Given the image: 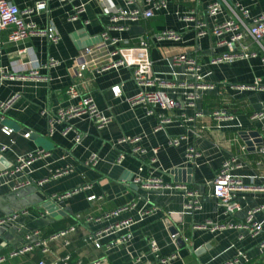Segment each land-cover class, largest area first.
Wrapping results in <instances>:
<instances>
[{
    "label": "crops",
    "instance_id": "obj_1",
    "mask_svg": "<svg viewBox=\"0 0 264 264\" xmlns=\"http://www.w3.org/2000/svg\"><path fill=\"white\" fill-rule=\"evenodd\" d=\"M6 1L25 10L40 0ZM210 1L168 0L166 11L157 12L149 19L139 17L135 22H127L123 24L126 27L123 31L116 30L110 23L115 9H127L123 0L52 1L30 20L41 28L54 27L60 38L57 43L39 35L13 43L8 41V30L0 33V103L17 97L6 112H0V154L13 163L17 157L30 152H45L30 166L31 185L13 192L11 186L15 178L0 179V217L20 214L13 222L0 224V257L3 258L0 264H38L40 261L47 264H161L160 259L171 255L175 258L166 264H224L240 252L246 256L243 264H264V249L259 248L264 240V211L255 216L263 231L254 238L244 230L212 231L203 227L209 221L239 223L247 211L264 206V191L257 190L264 185V154L258 152V147L264 144V115L253 118L264 111V63L261 56H257L231 64H210L222 50H212L215 37L198 36L196 28L203 20L209 25L214 23L205 14ZM242 4L248 6L252 16L264 14V0L255 5L242 0ZM135 5L140 10L147 8L145 0H135ZM80 6L83 10L77 13ZM128 9H132V5ZM74 13L76 20L71 19ZM178 15L192 16L193 21H181ZM162 31H173L180 40L164 39L145 50L138 49L141 39ZM102 33L121 41L113 60L123 58L149 63L147 73L158 86L182 79L180 68L172 63L173 56L185 53L196 58L201 65L203 81L215 87L197 104L203 116L186 122L175 111L173 121L157 130L155 116H148L142 106L131 107L125 101L137 92L131 69L121 67L95 74L109 62L107 54L113 49L110 41L100 38ZM122 41L127 43L122 44ZM86 47H92L93 53L86 55L83 51ZM250 47L256 50V46ZM23 49L27 51L20 54ZM51 59L57 64L50 65ZM90 61L92 65L78 79V66ZM36 65L37 74L31 75L29 67ZM255 81L257 86H254ZM116 84L122 86L121 97H114L110 91ZM73 85L111 119L103 128L96 129L84 116L67 123L49 122L57 110L71 105L66 91ZM216 109L226 110L233 120L212 122L209 114ZM67 124L72 130L64 133ZM2 127L11 129L12 133L3 134ZM25 133L30 134L28 138L23 137ZM75 133L82 137L74 147ZM127 136L139 137L138 144L147 153L133 154L131 144L120 143ZM182 137L178 145L169 143L170 139ZM3 146L5 149L1 150ZM189 147L199 154L191 162L185 156ZM152 149H156V161L149 167ZM92 154L98 159L94 167L84 164ZM230 157L238 158L242 164L234 174L244 188L235 193L241 210L226 216L211 196L209 184L222 162ZM141 164L145 165L144 175L152 172L158 177L164 172V182L171 186L185 185L193 191L194 207H187L192 198L185 190L139 188L130 184L129 179L137 174ZM64 166L71 167L72 172L56 179L49 177L52 170ZM86 186L87 189L70 195L61 203L51 200L53 195ZM91 195L101 199L89 201L87 198ZM131 203H136L132 212L107 221L86 222L88 216L100 217ZM144 205L149 213L132 227V237L126 243L106 248L111 236L101 240L102 248L96 249L92 243L83 241L88 233L115 221L135 219L136 210ZM76 215L81 217L78 219ZM72 226L73 232L48 242L45 254L40 247H35L23 256H10L11 250L28 243L25 236L29 233L39 231L45 239ZM172 227L187 240L186 243L171 239ZM149 240L155 241L156 253L150 251ZM31 241L35 242V238ZM205 245L210 246L195 256L193 252Z\"/></svg>",
    "mask_w": 264,
    "mask_h": 264
},
{
    "label": "built area",
    "instance_id": "obj_2",
    "mask_svg": "<svg viewBox=\"0 0 264 264\" xmlns=\"http://www.w3.org/2000/svg\"><path fill=\"white\" fill-rule=\"evenodd\" d=\"M52 1H57L59 3H66L72 0H40L37 1L33 6L25 10H20L14 3L6 0H0V33L8 30V41L13 43H18L29 36L39 35L47 39V41L55 44L59 41V35L55 28L52 26H46L45 28L38 27L35 22L30 20L33 15L39 14L47 8L48 3ZM259 0H249L251 5H255ZM127 9L118 8L115 9L113 15L110 17V23L116 26V30L123 31L126 29L123 24L127 22H135L139 17L149 19L154 16L155 13L166 11L168 7V0H145L147 6L146 9L140 10L139 7L135 5V0H123ZM132 5V9H128ZM83 6L77 8V13L82 12ZM205 14L209 19L214 21L213 24L209 25L208 21H201L197 23L196 28L199 30L198 36L212 35L215 37V42H213L212 50L221 49L222 52L217 54L211 59V65H217L220 63H233L237 60H245L249 58H256L261 56L260 60L264 63V48L262 46V40H264V14H258L252 16L248 6L242 4V0H211L205 7ZM190 15H193L191 12ZM222 17V20L218 21V18ZM181 21H193V17L189 15H178ZM76 20V13L71 18ZM100 38L103 40L110 41V45L113 49L107 54L109 62L96 70L95 74L99 75L105 71L117 70L118 68H127L132 71V82L137 89L134 96L125 99L126 103L133 106H142L148 116H155L158 121L159 130L162 125L170 124L175 117L173 112H178L177 116L186 122H192L203 116V114L198 111L197 104L200 102L203 95L207 92L214 90V85L206 83L203 81V75L201 73V65L197 62L196 58L185 53H181L172 57V63L180 68V76L182 79L179 82L156 85L155 80L152 79L147 73L149 63H140L132 59L113 60L118 55V49H116L121 42L117 38H112L108 36V33H102ZM164 39H172L174 41H179L180 36L173 31H162L159 33L152 34L148 38L139 41L140 50H145L148 47L159 44ZM127 42L122 41V44ZM256 46V50L251 49V45ZM27 50L23 49L19 51L20 54L25 53ZM84 53L90 55L93 53L92 47L84 48ZM50 65H55L57 62L53 59L49 60ZM92 65V62H83L77 68L76 77L81 79L83 73L88 70ZM34 67L38 65L29 67V73L31 75H36ZM10 79H13L10 76ZM258 82L255 81L254 86H257ZM241 87L240 89H243ZM110 91L114 97H121L122 86L121 84H116L110 88ZM67 96L71 100V105L64 109H59L51 117L50 123L53 120L56 123H67L68 121L79 118L86 117L93 122L96 129L103 128L106 124L110 122V118L106 117L100 110L97 109L95 103L89 96H83L77 89L76 85L69 87L66 91ZM16 96L12 97L6 102L0 103V112H6L13 102L16 100ZM189 112L191 114H189ZM264 115V111L259 114H255L253 118L260 117ZM212 122L219 124L225 121L233 120V117L228 114L224 109H216L209 114ZM72 130L69 124L64 128V133ZM1 132L5 135H10L12 130L7 127H2ZM52 133V129H50ZM29 133L23 134L24 138L29 137ZM82 135L80 133H75L73 139V146L79 144ZM184 139L175 138L170 139L169 143L172 145H178L179 141ZM139 137H125L120 140V143L131 144L132 153L136 155H145L147 152L142 148L139 143ZM5 147H1L4 150ZM244 149V148H243ZM258 152L264 154V144L262 143L258 147ZM152 157L148 163L149 167H152L155 163L156 149L151 150ZM45 152L43 150H36L30 152L26 156L17 157L13 163H9L8 167L0 169V179L1 178H15L16 182L11 186L13 192L18 189L29 186L32 184V180L28 178L30 174V166L32 163L37 161L41 156H44ZM185 156L188 161H194L199 154L191 147L187 148ZM98 162L97 155L92 154L84 162L85 165H90L94 167ZM144 164L138 167L137 174L133 175L129 179V183L135 186H140L139 188H150V189H182L185 190L186 195L192 199L187 202V207H194L195 204V193L188 190L185 185H175L171 186L164 182L161 172L160 176H153L152 172H148V175H144ZM242 168L241 162L236 157H230L224 160L214 176L213 180L210 182V192L211 196L217 200L219 206L222 208L223 213L228 216L234 214L241 210L240 203L236 200L235 193L240 191L244 187L242 186V181L238 178L234 172ZM155 170V168H153ZM158 171V170H157ZM72 172V168L69 166L58 167L51 171L50 178L56 179L61 176L67 175ZM152 173V174H151ZM19 175V176H18ZM18 176V177H17ZM22 177H25L22 179ZM21 178V179H20ZM41 182H38L40 184ZM88 187L78 188L72 192H68L63 195H53L51 200L58 203L63 202V200L70 195L81 191L82 189H87ZM258 191H264V185L257 189ZM194 198V199H193ZM89 201L94 199H101V197H96L91 195L87 198ZM55 203V204H56ZM53 203V205L55 206ZM144 205L142 208L136 210V218H126L115 221L109 226L98 230L96 232L88 233L84 236L83 241L90 242L96 249H101V240L108 237H113L110 239L106 248H111L116 245H122L129 241L132 237V227L137 223L144 220L149 210ZM136 207V203H131L122 208L107 212L100 217L88 216L86 222L90 221H101L110 220L118 217L122 213L132 212ZM264 211V206L260 205L247 211L243 221L239 223H224L219 224L217 222H207L203 227L210 228L212 231H222L225 229H239L244 230L247 234L254 238L259 236L263 227L262 224L256 220L255 216L258 213ZM20 214H14L12 216L0 217V224L4 222H13ZM76 218L81 216L76 215ZM75 228L72 226L67 230H63L56 235L50 236L49 238H43L39 231H34L25 236L28 241L26 245L19 249H13L10 252V256H23L25 254L33 251L35 247H40L42 253L48 252V242L54 240L58 237H64L69 232H73ZM32 238H35V242H32ZM171 239L174 242H187V240L181 237L179 232H171ZM150 251L156 253L157 245L154 240H149L148 242ZM259 248L264 249V240L259 243ZM175 258L171 255L167 258L160 259L161 264H166L170 260ZM3 258L0 257V262ZM246 262V256L241 252L238 253L231 259H228L224 264H243ZM38 264H47L44 261H40ZM49 264H66L61 263H49ZM98 264V263H93ZM154 264V263H145Z\"/></svg>",
    "mask_w": 264,
    "mask_h": 264
},
{
    "label": "water",
    "instance_id": "obj_3",
    "mask_svg": "<svg viewBox=\"0 0 264 264\" xmlns=\"http://www.w3.org/2000/svg\"><path fill=\"white\" fill-rule=\"evenodd\" d=\"M252 136H253V135H252ZM255 136H257V135H255ZM0 165H1V168H0V169L5 168V167H8V165H9L8 160H6V158H4L1 154H0ZM171 232H177V230H176L174 227H172V228H171ZM209 246H210V245H205V246L203 247V249H200V250L194 251V252H193L194 255H195V256H198L201 252H203L204 250H206Z\"/></svg>",
    "mask_w": 264,
    "mask_h": 264
},
{
    "label": "rangeland",
    "instance_id": "obj_4",
    "mask_svg": "<svg viewBox=\"0 0 264 264\" xmlns=\"http://www.w3.org/2000/svg\"><path fill=\"white\" fill-rule=\"evenodd\" d=\"M263 41V40H262ZM262 43V42H261ZM263 45V48H264V43L262 44Z\"/></svg>",
    "mask_w": 264,
    "mask_h": 264
}]
</instances>
